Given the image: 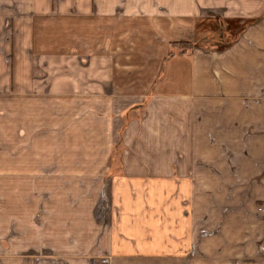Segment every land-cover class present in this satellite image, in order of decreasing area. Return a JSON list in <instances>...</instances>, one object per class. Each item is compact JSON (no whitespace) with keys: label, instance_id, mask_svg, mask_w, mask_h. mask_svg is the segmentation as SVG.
<instances>
[{"label":"crops","instance_id":"obj_1","mask_svg":"<svg viewBox=\"0 0 264 264\" xmlns=\"http://www.w3.org/2000/svg\"><path fill=\"white\" fill-rule=\"evenodd\" d=\"M0 95V264H264V0H0Z\"/></svg>","mask_w":264,"mask_h":264},{"label":"rangeland","instance_id":"obj_2","mask_svg":"<svg viewBox=\"0 0 264 264\" xmlns=\"http://www.w3.org/2000/svg\"><path fill=\"white\" fill-rule=\"evenodd\" d=\"M1 103H2V95H0V107H1ZM1 109V108H0ZM0 118H1V111H0ZM251 148H252V151L251 152H258V148H257V145H254L253 143L251 144ZM254 146H256V148L254 149ZM253 178V177H251ZM261 193L257 192V191H243V192H217V193H206V196H204L203 200L204 202H208V203H214V202H217V205L218 204H223L224 203H227V199H233L235 198L236 201H238L239 203V209H234L235 212L234 214H232L233 216H235L237 214V211H248L249 208L251 209V207L249 206L250 204L251 205H255L254 202L255 200L257 199H260L261 198ZM243 202H244V206H243ZM216 205V204H215ZM228 205V204H227ZM230 207V206H229ZM221 215V214H219ZM209 233V232H208ZM260 252H263L264 253V246H261L260 247Z\"/></svg>","mask_w":264,"mask_h":264},{"label":"trees","instance_id":"obj_3","mask_svg":"<svg viewBox=\"0 0 264 264\" xmlns=\"http://www.w3.org/2000/svg\"><path fill=\"white\" fill-rule=\"evenodd\" d=\"M193 46L191 44H186V43H175V44H172L171 45V49H172V52H170V55H174V52L177 51V50H181V51H187V50H190L192 49Z\"/></svg>","mask_w":264,"mask_h":264}]
</instances>
